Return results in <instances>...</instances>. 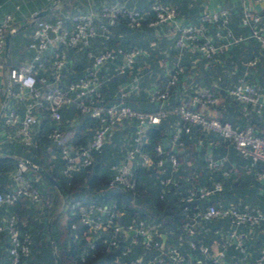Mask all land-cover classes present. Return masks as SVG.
I'll list each match as a JSON object with an SVG mask.
<instances>
[{"label": "built area", "instance_id": "2783aa9c", "mask_svg": "<svg viewBox=\"0 0 264 264\" xmlns=\"http://www.w3.org/2000/svg\"><path fill=\"white\" fill-rule=\"evenodd\" d=\"M35 14L36 11L30 12L27 18L33 21L25 43L26 49L31 52L29 60L7 66L0 60V70L5 69L9 82L16 87V90L11 91L13 101L24 102L21 112L12 104L3 108L0 118L2 140L13 149L30 146L33 143V128L39 122L40 112L45 111L55 124L46 136L58 149V156L63 162L62 173L68 175L91 164L94 151L107 142V136L117 126L134 120L135 127L130 140L120 144L123 149L121 160L111 165L107 188L117 186L133 189L134 166L152 167L156 172L158 198L169 191L176 193L183 213L178 230L171 233L167 229L162 231L157 221L126 215L124 205L113 198L101 202L76 201L73 205L77 218L70 224V229L75 231L73 240L77 239L83 244L72 264L84 261L97 242L114 251L117 264H264V244L255 248L253 263H242L247 253L244 246L246 234L242 228L250 230L264 224V211L256 206L237 207L212 201L214 194L222 189L221 180L195 181L198 174L193 171L187 178H181L178 171L182 165L176 155L184 145L180 136L196 126L200 132L215 133L223 141L232 144L236 153L244 157L249 166H255V178L264 182V125L257 131L249 124L238 127L208 112L204 113L202 109L217 106L222 94L213 87L194 84L185 100L171 105L170 111L177 116L170 131L171 140L166 145L157 143L153 146L155 158H151L140 149L145 137L144 130L149 125L159 123L167 114L162 103L167 100L170 87L177 86L184 66L174 63L167 68L166 75L157 86L144 88L147 100L159 102L154 111L136 110L124 102L126 96L142 88L137 72L127 82L122 80L116 88L115 99L106 102L102 95L104 77L101 72L108 73L109 64H113L107 78L122 76L137 57L146 54L147 49L138 46L124 49L106 45L95 52L87 49L85 54L89 64L85 72L63 87L58 86L67 50L88 48L96 40L106 44L112 38L111 29L119 19L130 29L139 28L142 22L150 28L168 24L175 33L172 43L175 49H192L201 58L211 60L222 45L229 46L248 37L259 42L264 49V6L261 14H258L247 4L242 5L240 24L247 29L246 35L231 30L226 8L203 11L195 22L180 23L176 21V9L158 0H151L144 13L113 1L101 3L97 11L59 12L48 18L35 17ZM11 23L10 13L1 16L0 50L4 48L5 34ZM208 25H212L209 34ZM256 61L257 58L253 56L247 64L253 66ZM46 70L51 81L46 80L45 76H37L38 71ZM223 92L242 104L243 114H247L249 109L257 115L264 111V98L244 77L237 78ZM70 104L94 120L88 139L76 146L71 141L72 130L61 125V108ZM72 123L73 119H69L67 126ZM225 161L224 155L215 156L210 149L203 153L208 177L218 174L224 179L234 172V168L226 166ZM24 172L25 166L19 161L11 172L10 187L0 192V207L12 204L20 197L34 204L41 201L38 189ZM204 230L218 238L217 247L202 240ZM1 232L7 234L4 264H24L31 238L28 233L19 230L13 213L0 215ZM200 232H203L201 239L196 238ZM230 247L237 250L236 259L227 260L226 253Z\"/></svg>", "mask_w": 264, "mask_h": 264}, {"label": "trees", "instance_id": "16d2710c", "mask_svg": "<svg viewBox=\"0 0 264 264\" xmlns=\"http://www.w3.org/2000/svg\"><path fill=\"white\" fill-rule=\"evenodd\" d=\"M118 21L123 22L125 25L122 19L117 20V22ZM142 24H145V22H142ZM211 26L212 25L207 26L209 33H211L212 30ZM112 38L106 42L107 46L116 45L113 44L114 40ZM72 49L78 52V50L74 48H69L67 52H70ZM87 49H89V47L79 50L84 58H86L85 52ZM66 62L67 60L65 61V64ZM86 67L81 69V71L75 75L67 77L61 76L58 86L63 87L67 82L83 74ZM37 76H45L46 80L51 81L48 70L44 72L38 71ZM9 89L11 92L14 89V85L10 83ZM172 89L173 88L170 87L168 98L162 103V107L167 111L165 117L162 118L159 123L149 125L144 130L145 137L140 145V149L147 152L153 159L155 158L153 146L157 143L166 145L170 142L171 136L169 123L172 121L175 122L177 119V116L170 111L171 105L179 101L176 98H171L172 95H174L171 92ZM102 95L106 102L115 99L114 93H105L103 88ZM3 99L4 94H1L0 102L3 101ZM124 102L131 108L138 104L140 108L136 110L140 111H154L159 104L158 101L147 100L145 94L141 93V91L136 94H129L124 98ZM8 104L7 101L5 107ZM60 112L61 125L63 128L69 127L72 130V144L76 146L80 143H84L91 133V129L94 126V120L85 114H81L74 104L64 106L61 108ZM69 119H73L71 126H67ZM54 125V121L47 116L46 112L41 111L39 122L33 128V143L30 146H21L17 149H13V152H0V192H4L10 187V185L6 186L7 175L14 170L17 163L22 159L44 168L49 175L54 178L57 185L55 186L51 184L38 173L39 176L30 177V172L35 171L26 166L24 174L30 179L32 185L38 189L41 201L34 204L20 197L12 204L0 207V215L13 213L17 218L19 230L28 233L31 238L29 254L24 258V264H39L36 261V259H38L37 256L39 255L37 248H41L42 250L47 248V251L50 253L51 264H54L53 251L58 256L59 264H72V260L77 258V251L83 242L78 241L77 239L73 240V234L75 231L70 229V224L75 222L77 218V212L73 205L76 201L82 202L93 200L101 202L108 198H113L118 203L124 205L126 215H136L145 218L146 220H151L153 222L157 221L160 223V229L162 231L167 229L170 230L171 233H174L178 230V225L183 217L180 201L177 198V194L172 193V191L167 192L162 198H158V185L155 183L156 172H154L152 167L144 168L137 164L134 166L133 177L135 178V185L133 189L119 188L117 186L107 188V179L111 172V165L118 163L121 160L123 149L120 147V144L130 140L135 127L134 120H129L126 123L119 125L115 129V132L110 134L113 135V139L117 141L116 146L121 149V156L118 161L103 163L102 159L99 157V152L100 149L104 147V144L102 147L98 148V150L94 151L91 164L80 167L68 175L62 173L61 168L63 162L58 156V149L46 136L50 128ZM202 135L203 133L200 132L196 126H192L191 131L187 134H182L180 139L184 144L182 149L187 151V155L193 156V160H198L194 161L192 166V171L198 174V178L195 181L209 182L207 178L208 173L206 172L203 162L204 152L202 151L201 157L197 158V152L200 149H194V144L196 143H194V141L200 139ZM50 148L57 154L56 158H48L50 152L48 149ZM176 155L180 160L179 152H177ZM230 156H232V153ZM57 167H60V175L55 171ZM165 171L168 172V169H165ZM214 179L223 181V178L218 174H214ZM218 194L219 193L214 194L211 200L215 201L218 199L219 201H222L223 195L221 192V196ZM60 217L62 222L59 221ZM21 221H23V224ZM202 233L203 232H200L196 238L201 239ZM206 234L210 236L212 235L210 231L204 230V238L202 239L204 242L207 241L208 235ZM52 245L54 250H52ZM6 246L7 234L6 232H1L0 264H4L6 261ZM77 264H117V262L114 261V251L105 248L97 242L91 252L87 254L84 261L78 262Z\"/></svg>", "mask_w": 264, "mask_h": 264}, {"label": "crops", "instance_id": "0c3cea01", "mask_svg": "<svg viewBox=\"0 0 264 264\" xmlns=\"http://www.w3.org/2000/svg\"><path fill=\"white\" fill-rule=\"evenodd\" d=\"M113 1L122 2L125 6L139 9L144 13L148 6V3L151 0H0V18L5 13H10L12 15V23L8 28L11 31L8 37V63L5 59L4 48L0 50V60L5 66L15 65L20 62L29 60L31 52L26 49L25 44L23 45L24 51L21 54L17 52L18 39L14 35L20 34L21 36H24L25 41H27L32 27V25L28 23L29 20L27 19L30 12H38L44 8H47L45 13L41 17L45 16L46 14V18H48L58 14L59 12L63 14H69L77 10L91 9L97 11L98 6H100L101 3H110ZM158 1L170 4L176 9L175 5L172 4L173 2L170 0ZM174 1L177 4H182V9L180 10V12L176 10L177 22H195L199 14L203 11H214L218 10L219 8H226L228 12L227 16L229 27L234 33H240L244 35H246L247 29L240 24L242 5L247 4L252 11L257 12L258 14H261V10L264 6V0H183V2L178 0ZM49 2H52V5H49ZM262 20L264 22V17H262ZM19 26L22 27L20 29H16ZM26 27H29V30L23 32L22 29H25ZM111 30L113 37L112 39L114 40L113 44H116V46H121L124 49H129L133 46L147 49L146 54L141 57L143 60L142 63H144L145 65L144 67L146 72L144 70H139L137 72L140 75L141 87L157 86L163 80L162 77L164 78V76L166 75L167 68H170V66L178 62L179 64H182L184 66V72L180 75L177 87L171 90V92L175 91L174 95H172L171 98L185 100L188 90L194 84H201L204 86L219 89L220 94H222L219 103L217 104V106L202 109L204 113L208 112L211 116L217 117L221 120H227L238 127H243L244 125L249 124L253 126L257 131H260L262 129L264 125V111H262L261 114L257 115L249 109L247 114H243L241 110L242 104L234 101L223 92L225 88L234 83L237 78L244 77L247 81L252 83L257 88V90L261 94L260 96L264 98V72L262 74H259L258 70L256 69V66L264 61V49L259 44V42H257L253 38L248 37L241 42L231 44L229 46L222 45L213 54V58L208 61L201 58L199 53L192 49H175L172 45L175 33L171 26L168 24H163L162 26L154 28L146 27L145 24H142V26H140L138 29L133 30L127 28L123 24V22L118 21ZM207 32L209 34V30ZM10 39H12L11 42ZM104 46H106L105 43L96 40L89 44V49L92 52H95ZM72 50L70 52H67V62L62 69V77L75 75L89 64V59L87 57L84 58L79 50L78 52ZM256 51L258 54H256ZM158 52H160L161 54H159V58H156V53ZM244 54H249V56L244 58ZM253 56L257 58L256 63L253 66L248 65L246 60H250ZM262 64L264 65V62ZM112 67L113 64H110L109 68L107 69L108 73L104 71L101 72L102 76L104 77L102 88L104 89L105 93L111 92V94H115L116 88L122 80L120 81V79H117L115 77L109 79L107 78ZM228 77L233 78L232 82L231 80H227L229 79ZM125 80L126 82L128 81L127 79ZM226 81H229L231 83L224 87ZM9 84L10 82L6 76L5 69L3 68L2 70H0V94H4L5 97V94L8 93L5 104L7 103L9 98H11V102L8 103L12 104V106H14L19 112H21L24 102L18 103L15 100L13 101V97L9 89ZM13 90H16L15 86ZM136 106H133V108H140L138 104ZM172 126L173 121L171 127ZM2 133L3 127L0 122V152H13V148H11V146L7 145L2 140ZM204 133L206 135V139L201 137L202 140L198 139L199 141H194V143L196 142L195 144L193 143L194 149L199 150L201 148L203 152L204 150L210 149L215 156L224 155L226 158L225 165L232 166L235 170L229 176L224 178L223 181L232 179L234 183L237 178L239 179L243 175H251V177L256 180L255 166H249L248 161L244 157L236 153L232 144L223 141L219 136L211 132ZM202 136H204V134ZM182 150L183 149L179 151L181 165L186 158L188 159L186 161L187 165H189L191 162L193 163V156L188 155L186 158H184L181 154ZM231 153L232 156H230ZM56 157L57 154L55 152H49L48 158L53 159ZM240 158L246 161L244 164L245 168H253L252 172L249 170L239 171ZM192 166L193 165H189V168L185 167V171L184 167H181V171H184L181 173L184 174V176L182 177V175H180V171H178L179 176L181 178H187V176H189V174H191L193 170ZM207 178L209 182L211 180H214V177L207 176ZM223 181H221V194L225 193V191L227 190L226 184ZM256 181H258L260 185H263L264 183L262 180L257 179ZM238 184L240 185V182ZM8 185H11V172H9L7 175L6 186ZM262 194L264 193L261 192V189L259 190L257 189V187H253L252 196L247 195V197L246 195L242 196L239 194H233L234 196L232 198L230 197V200L227 199L225 200V202H223L217 199V201H219L223 205L233 204L237 207H241L243 205L256 206L264 211V203L261 200H259L258 202L255 200L256 196H261L262 198ZM242 231L244 234H246L244 246L245 250L247 251L242 263H253L255 249L251 250L250 244H252L253 241H259L258 245L264 244V238H262L261 235H264V224L256 226L250 230L243 227ZM206 242L212 246L217 247L218 238L213 234L211 236L208 235ZM237 257L238 252L236 249H234L233 247L227 249V260H233Z\"/></svg>", "mask_w": 264, "mask_h": 264}, {"label": "rangeland", "instance_id": "374dc122", "mask_svg": "<svg viewBox=\"0 0 264 264\" xmlns=\"http://www.w3.org/2000/svg\"><path fill=\"white\" fill-rule=\"evenodd\" d=\"M166 1H168V0H166ZM170 1H172L173 3L172 4H174L175 5V7H176V10L177 11H179L180 12V10L182 9V4H177L174 0H170ZM178 1H181V2H183V0H178ZM43 17H46V14H45V16H43ZM31 26V25H30ZM29 26V27H30ZM29 27H26L25 29H22L23 30V32H26V31H28L29 30ZM9 29H7V31H8ZM17 39H18V42H17V52L19 53V54H21L23 51H24V49H23V45L25 44V37L24 36H21L20 34H17V35H14ZM12 38V37H11ZM11 40L12 39H10V42H11ZM165 45H167V44H165ZM257 48H258V44H257ZM83 51V50H82ZM80 52V51H79ZM159 54H161L160 52H158V53H156V58L158 57L159 58ZM256 54H258L257 53V51H256ZM237 56H238V54H237ZM241 56H243V55H241ZM249 56V54L248 55H245L244 54V58L245 57H248ZM260 56V55H259ZM250 57H251V55H250ZM249 57V58H250ZM209 61V60H208ZM143 62V60H142V58H141V56H139V57H137V59H136V61H135V63L134 64H132L126 71H125V73L122 75V76H120L119 78H117V79H120V81L121 80H125V79H127V80H129L131 77H132V75L133 74H135L136 72H138L139 70H144L145 72H146V70H145V65H144V63H142ZM246 62H248L247 60H246ZM245 62V63H246ZM264 62V61H263ZM263 62H261V64H259V65H257L256 66V69L258 70V73L260 74H262L263 72H264V65L262 64ZM200 74V73H199ZM264 77V76H263ZM229 79H227V80H231V82H232V80H233V78H230V77H228ZM162 79H163V77H162ZM161 79V80H162ZM229 81H226V83L224 84V87L225 86H227L228 84H230L231 82H229ZM2 86V85H1ZM145 87H147V86H144V87H142L141 88V93H144L145 91H144V88ZM149 87V86H148ZM215 87V86H214ZM217 91H219V89H216ZM2 94V93H1ZM0 94V95H1ZM8 102H11V98H9V100H8ZM2 105V101L0 102V106ZM63 116H64V113H63ZM66 116V115H65ZM171 124H172V122H170ZM171 124L169 125V130L171 131L172 130V128H173V126L171 127ZM118 127V126H117ZM116 127V128H117ZM128 127H129V125H128ZM115 128V129H116ZM127 128V127H126ZM115 129L113 130V132H115ZM204 134V133H203ZM202 138H204V139H206V135L204 134V136H201ZM202 138H200L201 140H202ZM117 141H115V139H113V135H108L107 136V142L105 143V145H104V147L103 148H101L100 149V152H99V157L102 159V161H103V163H108V162H110V161H118L119 159H120V156H121V149H119L117 146ZM48 151H50V152H54L53 151V149H48ZM201 152H202V149L200 148V150L197 152V158H200L201 157ZM181 154H182V156L184 157V158H186L188 155H187V151L186 150H182V152H181ZM238 157V156H237ZM239 158V157H238ZM188 159L186 158L185 160H184V162H182V167H184V171H185V167H189L187 164H186V161H187ZM194 161H198V160H193V163H194ZM245 160L244 159H239V164H240V166H239V171H246V170H249V171H253V168H245L244 167V164H245ZM193 163L191 162L189 165H193ZM199 166H200V164H199ZM182 169V168H181ZM181 169L179 170L180 171V175H182V177L184 176V174H182L181 172H184V171H181ZM56 173H58V175H60V167H57L56 168ZM30 177H36V176H39L38 174H37V172H30ZM40 180V179H39ZM257 180V179H256ZM255 179H253L252 177H251V175L250 176H246V175H243V176H241L239 179L237 178L236 180H235V182L233 183V181H232V179H229V180H224L223 182L226 184V187H227V190L225 191V193H222V198H223V202H225V200H227V199H229L230 200V197L232 198L234 195L233 194H239V195H250V196H252V192H253V187H257V189H261V192L262 193H264V183H263V185H260L259 184V182L258 181H256ZM40 182H41V180H40ZM240 182V185L238 184ZM251 184V185H250ZM256 191V190H255ZM219 196H221L220 194H219ZM248 197V196H247ZM253 199V198H252ZM255 200L258 202L259 200H261L263 203H264V194H262V198H261V196H256L255 197ZM59 221L60 222H62V219H61V217L59 218ZM262 235V238H264V235L263 234H261ZM258 243H259V241L257 242V241H253L252 242V244H250V249L251 250H253V249H255L256 247H257V245H258ZM34 250H36V249H34ZM37 251L39 252V255L37 256V258L38 259H36V261L39 263V264H51V261H50V253L47 251V248L45 249V250H42L41 248H37Z\"/></svg>", "mask_w": 264, "mask_h": 264}, {"label": "water", "instance_id": "95a60500", "mask_svg": "<svg viewBox=\"0 0 264 264\" xmlns=\"http://www.w3.org/2000/svg\"><path fill=\"white\" fill-rule=\"evenodd\" d=\"M49 5H52V2H49ZM46 10H47V8H44V9L36 12L35 17H41L45 13ZM32 22H33L32 20H29L28 23L32 24ZM21 27L22 26H19L16 29H20ZM10 33H11L10 30H8L6 32L5 40H4V55H5V59H6L7 63H8V61H7L8 60V58H7V55H8V37H9ZM7 96H8V93L5 94V97L3 99L2 105L0 106V116L2 114L3 108L5 107V102H6ZM20 161L24 164L25 167L26 166L30 167L32 170H34L39 175H41L46 180H48L51 184L57 186L54 178L52 176H50L49 173L44 168H42L40 166H37V165H34L31 162H29L27 160H24V159H22ZM49 238H50V236H49ZM52 250H54L53 245H52ZM53 258H54V264H59L58 256L56 255V253L54 251H53Z\"/></svg>", "mask_w": 264, "mask_h": 264}]
</instances>
